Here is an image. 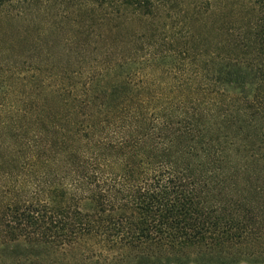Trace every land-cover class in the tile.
Segmentation results:
<instances>
[{
	"label": "trees",
	"instance_id": "16d2710c",
	"mask_svg": "<svg viewBox=\"0 0 264 264\" xmlns=\"http://www.w3.org/2000/svg\"><path fill=\"white\" fill-rule=\"evenodd\" d=\"M36 1L149 27L75 29L1 106L0 259L264 264V0Z\"/></svg>",
	"mask_w": 264,
	"mask_h": 264
},
{
	"label": "rangeland",
	"instance_id": "374dc122",
	"mask_svg": "<svg viewBox=\"0 0 264 264\" xmlns=\"http://www.w3.org/2000/svg\"><path fill=\"white\" fill-rule=\"evenodd\" d=\"M92 24L107 31V42L128 46L137 43V38H133L135 31L143 32L149 27L139 20L124 19L101 26L86 10L68 3L46 5L36 0H11L0 6V121L4 119L1 106L19 107L23 99L32 101L35 72L31 67L49 62V55L66 65L69 54L63 46L65 40L75 29ZM113 29L117 31L111 34ZM210 36L206 33V37ZM35 255L38 253L30 247L14 246L1 256L0 264H18L16 260L24 257L27 261L20 264H33L31 258ZM200 264L212 261L205 259Z\"/></svg>",
	"mask_w": 264,
	"mask_h": 264
}]
</instances>
